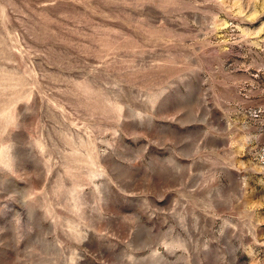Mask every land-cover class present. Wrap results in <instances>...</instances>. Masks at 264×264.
Here are the masks:
<instances>
[{
    "label": "rangeland",
    "instance_id": "1",
    "mask_svg": "<svg viewBox=\"0 0 264 264\" xmlns=\"http://www.w3.org/2000/svg\"><path fill=\"white\" fill-rule=\"evenodd\" d=\"M0 264H264V0H0Z\"/></svg>",
    "mask_w": 264,
    "mask_h": 264
}]
</instances>
